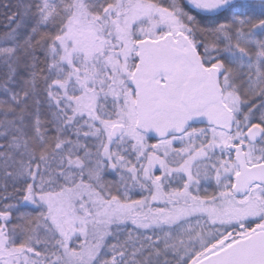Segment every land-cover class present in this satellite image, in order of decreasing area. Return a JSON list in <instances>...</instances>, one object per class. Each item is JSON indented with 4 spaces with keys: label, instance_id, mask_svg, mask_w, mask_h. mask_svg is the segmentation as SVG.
<instances>
[{
    "label": "snow or ice",
    "instance_id": "6c2138e0",
    "mask_svg": "<svg viewBox=\"0 0 264 264\" xmlns=\"http://www.w3.org/2000/svg\"><path fill=\"white\" fill-rule=\"evenodd\" d=\"M0 264H264V0H0Z\"/></svg>",
    "mask_w": 264,
    "mask_h": 264
}]
</instances>
